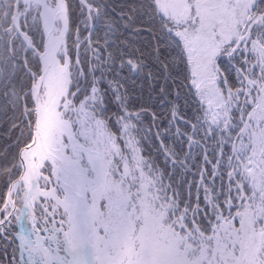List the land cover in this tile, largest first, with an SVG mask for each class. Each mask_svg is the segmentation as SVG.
<instances>
[{
	"label": "snow or ice",
	"instance_id": "obj_1",
	"mask_svg": "<svg viewBox=\"0 0 264 264\" xmlns=\"http://www.w3.org/2000/svg\"><path fill=\"white\" fill-rule=\"evenodd\" d=\"M223 3L139 0L123 23L136 37L131 44L97 0H0V128L7 124L0 139L10 141L0 147V264H87L82 247L74 246L77 244L102 247L109 257L107 264H113L111 258L117 255L127 225L133 222L135 230L129 239L136 259L130 264H153L151 250L138 235L142 225L137 203L140 191L133 200L135 212L122 211L106 199L97 206L95 198L72 201L53 212L55 204L45 196L37 201L33 217L28 203L32 193L24 181L25 153L35 138V107L44 57L54 46L52 56L59 62L56 49L60 46L55 42L60 38L65 45L63 55L79 69L74 100L80 104L97 94L94 106L117 134L123 150L138 151L142 158L138 171L147 178L154 210L164 216V225L184 240L181 248L191 260L204 251L210 261L214 259V240L221 234L218 230L231 223L242 232L240 212L249 206L257 209L255 231L264 234V212L259 211L264 208V194L252 186L247 175L249 169L264 171V153L256 157V149L251 147L257 134L264 133V116L253 115L264 100V0H245L246 19L214 57L219 71L215 72V86H209L202 65L217 30L226 23ZM101 30L104 39L100 38ZM137 78L143 81L139 89L130 83H139ZM217 87L225 98L224 105H217L214 99ZM152 94H156L158 106L175 109L178 124L191 127L195 123L205 129L202 135L207 139L197 145L201 154L192 165L197 169L195 183L188 179L190 172L182 171L188 166L187 158L176 167L180 156L164 153L167 159L160 167L141 147L139 133L144 120H157L152 108L142 103L151 100ZM228 104L231 106L226 107ZM219 107H226V122L217 115ZM193 110L198 118L189 122ZM177 148L186 150L178 144ZM59 161L69 176L74 174L63 154ZM199 161H203L202 167ZM170 164L176 167L174 173ZM45 176L40 183L51 189L57 173L49 169ZM143 182L137 176L131 188L139 189ZM64 192L67 196L68 189ZM17 198L23 200L22 206L15 204ZM25 216L32 229L25 225ZM231 253L238 254L233 255L237 261L244 249L232 243ZM251 264H264V250L252 253Z\"/></svg>",
	"mask_w": 264,
	"mask_h": 264
},
{
	"label": "rangeland",
	"instance_id": "obj_2",
	"mask_svg": "<svg viewBox=\"0 0 264 264\" xmlns=\"http://www.w3.org/2000/svg\"><path fill=\"white\" fill-rule=\"evenodd\" d=\"M244 3L245 0H240L237 4H232L229 0H224L222 12L226 23H224L222 29L217 30L218 34L214 42L207 48L205 53L207 59L202 65V71L205 73L209 86H215V72H218V69H215L213 63L214 57L220 54L223 43L234 36L238 30V26L244 23L246 19L244 14ZM5 6L7 8V5ZM85 74H87V69ZM76 78L77 75L74 70V74L71 77V79H73L74 88H76L78 82V78L74 82ZM95 94H92L87 100L94 102V100H96L94 98ZM214 99L217 105L225 104V98L218 87L216 88ZM230 106L231 104H228L226 107ZM226 107H219L217 112L220 119L225 122L227 116ZM91 108L92 106L88 109L89 111L86 110L87 121L90 125L89 131L90 134H97V147L101 150L103 149L102 152H106V166L108 171H110L108 175L110 179L109 183H111L109 184L110 189L108 194L111 198L110 201L122 211L135 212L136 209L133 206L134 197L137 191L142 193V196L137 201L140 207L139 217L142 221L138 235L142 239V231H146L148 240L145 245L151 250L153 264H205V262H209V264H251L252 253L264 250V234L255 231L257 209L249 206L240 212V216L243 218L242 232L238 233L233 229L231 223L224 224L222 228L218 230L221 234L217 235L214 240V259L210 261L207 251H204L200 253L195 261L191 260L188 256V252L181 248V245L184 244V240L171 228L166 227L164 225V216L154 210V196L148 189L147 178L143 171H138L141 161L138 151L135 149L132 151H124V146L118 142L117 134L114 133V130H112L110 126H107V122L103 123L102 120L96 119ZM67 111L69 113L68 118L75 126V124L78 123L76 116L80 113L78 104L70 103ZM253 115L257 118L264 116V100L260 102L257 111ZM96 125L99 127L95 130ZM183 126L185 127L186 124ZM187 127H189L188 124ZM189 128L193 129L194 127L191 126ZM189 138L190 140H188V142L192 141L191 137ZM196 145L198 144L192 142L188 147L192 146L193 150H197L195 152H199L197 153V158H199L201 152L200 148L196 147ZM236 147L237 150H239L240 146L237 145ZM251 147L256 149V152L253 154L256 157L264 153V133L257 134L256 142L251 145ZM60 149L65 156H73L74 158L81 159L82 153L68 150L65 147L58 148L59 151ZM200 162L202 163L203 161ZM201 163L200 166L202 167L203 164ZM85 166L88 167L87 164H85ZM247 175L252 182V186L261 194H264V171L254 172L252 169H249ZM137 176H140L141 180L144 182L141 183L139 189L131 188V181L135 180ZM67 178L70 179V177ZM192 180L191 182L195 183L196 175L192 177ZM194 191L195 190H193V194ZM148 207H150L149 210ZM259 211L264 212V208H260ZM134 230L135 223H129L127 225L126 234L129 233L131 237L134 234ZM204 238L205 234H202L201 239ZM129 241L131 240L129 239ZM232 243H238L244 249L243 255H240L237 261L233 260V255L238 254L231 253Z\"/></svg>",
	"mask_w": 264,
	"mask_h": 264
},
{
	"label": "water",
	"instance_id": "obj_3",
	"mask_svg": "<svg viewBox=\"0 0 264 264\" xmlns=\"http://www.w3.org/2000/svg\"><path fill=\"white\" fill-rule=\"evenodd\" d=\"M55 43L60 46L59 49H56L59 56V62H57L52 55L44 62V72L43 77L39 82L40 87L35 107V138L32 146L30 149H27L25 153L27 157V169L24 181L25 186L32 193V198L28 203L29 207L32 209L34 218L36 216V209L33 204V197L34 203L37 204V201L41 198V188L39 187V183L43 178L42 171L45 173L48 170V168L44 166L46 163L50 165V169L58 170L71 178V181H67L63 178L57 177L58 183L68 189L69 203L82 199L91 201L95 198L97 206H99L101 200L108 198L106 190L108 184L106 183L107 178L104 174V152L80 136V133L78 132V116H76L78 124L75 129H72L71 126L66 129V127H62L60 123H64L63 121L65 120L62 117L63 115L60 110L62 109L64 103H68L70 101L69 99L67 100V97L71 91L73 79H71V59H64V55L61 54L65 46L63 39L60 38ZM64 78L66 81H64ZM64 82L68 83L66 87L64 86ZM44 135L45 142L43 141ZM57 135H59V138ZM56 137L57 142L55 144H57L58 148H64L66 143V146L69 149L71 148L79 153H82L81 161L73 157H66L67 161L76 166V169L72 168L74 170V174L71 176L63 170L62 165L60 164L59 157L63 154L61 149L59 151L50 146L51 139L56 140ZM37 155H43L47 158L43 157L37 160ZM83 162L88 165V171L85 170ZM78 170L81 172L84 170L90 175L94 185L93 187L89 186V188H87V185L81 186L82 183L77 177ZM15 204L17 206H22L23 200L17 198L15 200ZM75 247L77 246L75 245ZM84 251L85 253L88 252L89 255L96 259L98 258V255L101 256L102 259L100 260L103 264H106V261L109 259L103 248L99 246L94 248L91 244H84L83 252ZM111 259L113 264H117L115 256Z\"/></svg>",
	"mask_w": 264,
	"mask_h": 264
},
{
	"label": "trees",
	"instance_id": "obj_4",
	"mask_svg": "<svg viewBox=\"0 0 264 264\" xmlns=\"http://www.w3.org/2000/svg\"><path fill=\"white\" fill-rule=\"evenodd\" d=\"M138 2H139V0H97V3L100 4L104 8V10L108 13V15L110 17H112L117 22V26L120 27V32H121L122 36L127 37L129 43H131V44H135L136 37L132 32V28L131 27L124 28L123 23L128 21V13L134 12ZM2 7H4L6 9L5 5H3ZM100 38L104 39L103 30H101ZM128 54H132L131 50H129ZM137 79L140 80L139 83H137L136 80L130 81V83L135 84V87L137 89H139L140 87H142L143 81H142V78H137ZM149 91L151 92V89H149ZM94 94L95 93H93V95ZM94 98L98 99L97 94H95ZM142 103L146 104V106L148 108H152V110L154 111V113L157 116V120L155 122L151 121L150 119H145L143 122V126L140 129V133H139V135L141 137L140 144L141 145L143 144L141 147L143 148L145 155L147 157L149 156L152 160L156 161L160 167H163L164 161L167 159V157L164 155V153H167L170 156V155H172V152L174 151L181 158V162L178 163L176 165V167L181 166L180 164L183 163L184 158L188 159V161H189L188 166L186 169H182V171L190 172L191 175L188 176V179L192 180V177L194 175H196V173H197V169L193 168L192 165L197 164V162H198L197 153H199V152H195L197 150H193L192 146L188 147V145H189L188 140H190L189 137H191L192 142L199 145L201 140L207 139V137L202 135V133H204L205 129L203 127H200L199 125H197L195 123H192V127H194L193 129L187 127V124L185 127L183 126L184 124H178V122L174 119V117L176 115L175 109H173L167 105H165L163 107L158 106L156 94H152L151 100L145 99L142 101ZM160 103L163 104L164 102L161 101ZM154 105H156V106L153 108ZM91 106H92L91 110L93 111L92 113L95 116V118L102 120L103 123L106 122L103 119V116L100 113L99 108L94 106V102H90L87 99H85L82 103L78 104V110L80 111L79 115H81L80 132L82 133L83 136L86 137V139L89 142L97 145V142H98L97 141V134H94V133L90 134V131H89L90 125L88 124V121H87L86 110H88ZM143 110L144 109H142V111ZM170 112L172 114L171 117L169 116ZM192 117L198 118V114L195 112V110H193L192 115L189 117V122H191ZM97 127H99V126L96 125L95 130L97 129ZM157 129H159L160 133L157 132ZM6 130H7V124H5L3 128H0V136H2ZM193 133H195V135H196L195 140H193ZM145 141H147V142H145ZM5 142L10 143V141H4L3 139H0V147H2ZM177 144L180 145L181 147H184L186 150L181 152L180 149L177 148ZM214 146L215 145L213 144V147ZM196 147H198V146L196 145ZM187 149H190V151H191L190 154H189V151ZM208 150L211 151V149H208ZM152 151H154V152H152ZM170 151H171V153H170ZM222 162L223 161H221V163ZM200 163L201 162L199 161V164ZM201 164H203V162ZM176 167H173L171 164L169 165V168L172 170L173 173L175 172ZM182 178L183 177H181V179ZM2 194H3L2 191H0V196H2Z\"/></svg>",
	"mask_w": 264,
	"mask_h": 264
},
{
	"label": "bare ground",
	"instance_id": "obj_5",
	"mask_svg": "<svg viewBox=\"0 0 264 264\" xmlns=\"http://www.w3.org/2000/svg\"><path fill=\"white\" fill-rule=\"evenodd\" d=\"M52 51H53V47H50V49H49V53L48 54H46L45 55V57H44V62L52 55ZM77 70V69H76ZM77 109V108H76ZM87 111H89V110H87ZM84 117V116H83ZM89 119V118H88ZM85 120V119H84ZM105 126V125H104ZM172 126V125H171ZM111 130V129H110ZM109 130V131H110ZM109 131H108V133H109ZM111 133V132H110ZM160 133V132H159ZM161 137V136H160ZM161 139V138H160ZM167 140V139H166ZM145 142H147V141H145ZM156 142V141H155ZM169 142V141H168ZM167 142V143H168ZM106 144V143H105ZM153 144V143H152ZM143 145V144H142ZM141 145V146H142ZM51 147H52V145H50ZM157 146V145H156ZM164 146V145H163ZM147 147V146H146ZM152 147V146H151ZM172 147V146H171ZM155 148V147H154ZM160 148V147H159ZM156 149V148H155ZM69 150V149H68ZM103 150V149H102ZM65 152V151H64ZM152 152H154V151H152ZM159 152V151H158ZM166 152V151H165ZM174 152V151H173ZM172 152V153H173ZM148 153V152H147ZM146 153V154H147ZM170 153H171V151H170ZM154 156V155H153ZM147 157V156H146ZM149 157V156H148ZM181 162V161H180ZM85 164V163H84ZM181 165V164H180ZM86 167V166H85ZM85 171L83 170V172H81L80 170H78V175H77V177H78V180H80L81 181V186H83V185H87V188H89V186H92L93 187V183H92V180H91V178H90V175L87 173V172H85ZM108 172H110V171H108ZM71 179V178H70ZM88 190V189H87Z\"/></svg>",
	"mask_w": 264,
	"mask_h": 264
},
{
	"label": "flooded vegetation",
	"instance_id": "obj_6",
	"mask_svg": "<svg viewBox=\"0 0 264 264\" xmlns=\"http://www.w3.org/2000/svg\"><path fill=\"white\" fill-rule=\"evenodd\" d=\"M71 44H72V41H71V39L69 38V41H68V47H69V50H70V48H71ZM61 54L63 55V52H61ZM69 56H70V51H69ZM63 57H64V59H66L65 56H63ZM81 62H83V57L81 58ZM71 68H73V70H75V73H76V75H77V72L79 71V69L77 68L76 63L73 62L72 60H71ZM76 69H77V70H76ZM85 71H86V69H85ZM85 71H84V74H85ZM73 74H74V72H73Z\"/></svg>",
	"mask_w": 264,
	"mask_h": 264
}]
</instances>
